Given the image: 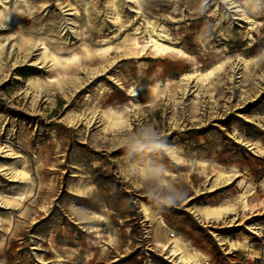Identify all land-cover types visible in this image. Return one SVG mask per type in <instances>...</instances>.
Instances as JSON below:
<instances>
[{"label":"rangeland","instance_id":"obj_1","mask_svg":"<svg viewBox=\"0 0 264 264\" xmlns=\"http://www.w3.org/2000/svg\"><path fill=\"white\" fill-rule=\"evenodd\" d=\"M0 14V264H180L158 229L193 264H264V0Z\"/></svg>","mask_w":264,"mask_h":264},{"label":"bare ground","instance_id":"obj_2","mask_svg":"<svg viewBox=\"0 0 264 264\" xmlns=\"http://www.w3.org/2000/svg\"><path fill=\"white\" fill-rule=\"evenodd\" d=\"M153 48L159 52L166 53L168 50L173 49V47L163 41H160L157 38H153L152 43L150 44ZM189 78L194 77L193 75H187ZM158 241L157 245L160 246L164 251L168 252V256L175 259L178 263L184 264L188 262L189 258L187 257V252H189V248L186 247L184 241L181 238H176L173 244H168L164 239H166V234L163 230L158 229L157 232ZM173 236V234H170Z\"/></svg>","mask_w":264,"mask_h":264},{"label":"clouds","instance_id":"obj_3","mask_svg":"<svg viewBox=\"0 0 264 264\" xmlns=\"http://www.w3.org/2000/svg\"><path fill=\"white\" fill-rule=\"evenodd\" d=\"M0 15H2V14H0ZM153 134L154 133L152 132L151 129H145L142 133V135L145 138H148V137L152 136ZM145 196L147 199L155 201L157 204V207L160 210H164V209L175 208L179 204H181L185 198V193L176 184L169 183L167 192L162 194L158 200L151 193H146Z\"/></svg>","mask_w":264,"mask_h":264},{"label":"crops","instance_id":"obj_4","mask_svg":"<svg viewBox=\"0 0 264 264\" xmlns=\"http://www.w3.org/2000/svg\"><path fill=\"white\" fill-rule=\"evenodd\" d=\"M74 211L77 212V213H79V214H81V218L82 219L101 220L102 218H99V217H105L101 213H97V212H94V211H92L90 209H86V208H79V209L78 208H75ZM95 227H97V228H95ZM93 228L100 229V226L99 225H93ZM164 240L167 241V237ZM184 243H185L186 247L191 250V253H192L190 255L191 260H189L190 262L188 264H193V262H196V261L197 262H202L201 257H200V254L199 253H194L193 250H192V248L189 247V245L186 242H184ZM156 245H157V241H156Z\"/></svg>","mask_w":264,"mask_h":264},{"label":"snow or ice","instance_id":"obj_5","mask_svg":"<svg viewBox=\"0 0 264 264\" xmlns=\"http://www.w3.org/2000/svg\"><path fill=\"white\" fill-rule=\"evenodd\" d=\"M207 75H211V73H208Z\"/></svg>","mask_w":264,"mask_h":264}]
</instances>
